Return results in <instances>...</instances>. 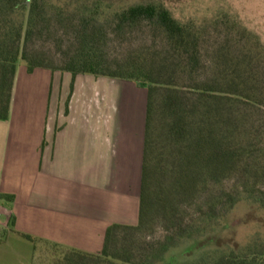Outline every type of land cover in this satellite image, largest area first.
I'll list each match as a JSON object with an SVG mask.
<instances>
[{
    "label": "trees",
    "instance_id": "trees-1",
    "mask_svg": "<svg viewBox=\"0 0 264 264\" xmlns=\"http://www.w3.org/2000/svg\"><path fill=\"white\" fill-rule=\"evenodd\" d=\"M138 32L151 43L112 53L113 43ZM20 60L30 71L107 76L148 89L139 222L112 224L100 253L73 250L63 264H264L263 235L241 245L216 233L243 201L264 210L258 34L224 12L182 21L160 1L117 8L106 0H0V119L9 117ZM230 179L233 190H217ZM198 202L199 216H189ZM159 224L165 237L143 244ZM185 241L192 243L181 256L168 255Z\"/></svg>",
    "mask_w": 264,
    "mask_h": 264
},
{
    "label": "crops",
    "instance_id": "crops-1",
    "mask_svg": "<svg viewBox=\"0 0 264 264\" xmlns=\"http://www.w3.org/2000/svg\"><path fill=\"white\" fill-rule=\"evenodd\" d=\"M28 72L0 119V264H34L40 244L98 254L140 210L147 86Z\"/></svg>",
    "mask_w": 264,
    "mask_h": 264
},
{
    "label": "rangeland",
    "instance_id": "rangeland-1",
    "mask_svg": "<svg viewBox=\"0 0 264 264\" xmlns=\"http://www.w3.org/2000/svg\"><path fill=\"white\" fill-rule=\"evenodd\" d=\"M112 3L115 7H124L131 4L145 3L151 1H160L173 12L174 16L182 21L195 19L199 22L213 17L218 12L228 13L238 18L249 30L258 34L264 44V0H106ZM148 32V30H147ZM212 43L216 41V37H212ZM151 43V38L148 33L138 32L131 40L123 43L115 42L112 45V53L115 56H125L136 50L141 45ZM210 45V43H209ZM212 47V46H211ZM51 57L59 60L54 47L51 44L45 47ZM209 51H211L209 49ZM205 58L210 60V54L205 52ZM208 70V69H207ZM28 66L23 60H20L17 67L19 76H26ZM42 71V70H41ZM47 71V70H46ZM210 71V69H209ZM208 71V72H209ZM43 73V72H37ZM70 73V72H69ZM72 74V73H71ZM236 186L233 179L227 180L217 190L231 191ZM203 202H201L202 204ZM199 202L190 205L187 208V214L197 218L200 214ZM203 205V204H202ZM139 222V211L137 213L134 224ZM218 238L233 239L241 245L249 242L257 234L264 236V210L257 208L247 202L239 203L228 215L224 221L223 227L217 232ZM166 235L164 227L159 224L151 233L143 235L141 242L146 245V242L163 239ZM191 241H185L176 248L169 251L168 255L181 256L182 252L191 245ZM104 245V240L98 245H92V248L101 250ZM36 257L34 264H63L66 261V256L71 255L73 250L58 248L55 246H46L43 244L37 245ZM77 251V250H76Z\"/></svg>",
    "mask_w": 264,
    "mask_h": 264
}]
</instances>
